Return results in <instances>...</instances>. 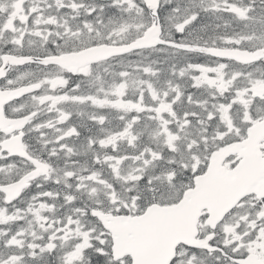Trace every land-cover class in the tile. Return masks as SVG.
I'll use <instances>...</instances> for the list:
<instances>
[{
	"label": "snow or ice",
	"instance_id": "snow-or-ice-1",
	"mask_svg": "<svg viewBox=\"0 0 264 264\" xmlns=\"http://www.w3.org/2000/svg\"><path fill=\"white\" fill-rule=\"evenodd\" d=\"M0 264H264V0H0Z\"/></svg>",
	"mask_w": 264,
	"mask_h": 264
}]
</instances>
